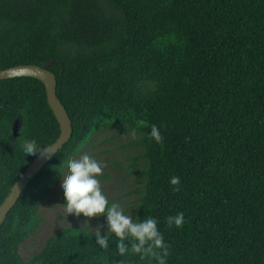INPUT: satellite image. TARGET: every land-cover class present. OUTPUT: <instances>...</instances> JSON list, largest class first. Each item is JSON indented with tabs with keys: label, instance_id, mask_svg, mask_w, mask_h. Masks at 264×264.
I'll list each match as a JSON object with an SVG mask.
<instances>
[{
	"label": "trees",
	"instance_id": "16d2710c",
	"mask_svg": "<svg viewBox=\"0 0 264 264\" xmlns=\"http://www.w3.org/2000/svg\"><path fill=\"white\" fill-rule=\"evenodd\" d=\"M52 60L72 136L6 216L0 264H149L121 257L114 235L105 250L76 227L19 253L65 161L139 120L149 127L132 143L143 160L136 214L157 219L167 264H264V0H0V70ZM153 124L162 143L147 137ZM59 135L41 82L0 81V205L39 155L23 140ZM180 212L183 226L169 228Z\"/></svg>",
	"mask_w": 264,
	"mask_h": 264
},
{
	"label": "clouds",
	"instance_id": "9594fccd",
	"mask_svg": "<svg viewBox=\"0 0 264 264\" xmlns=\"http://www.w3.org/2000/svg\"><path fill=\"white\" fill-rule=\"evenodd\" d=\"M142 127H149L146 121L139 120L136 127L131 130L133 138L137 130ZM150 141L162 143L163 137L156 125H150V132L147 133ZM55 144L41 146L36 140L24 139L22 148L25 155H43L51 158ZM107 167L106 162L98 161L87 153L79 158H69L64 163V174L61 178V193L64 198L63 207L65 215L86 218L83 224L90 225L92 218L103 217L105 224L95 228V243L102 249L109 248V238L114 235L116 238V249L123 257L125 254H136L140 260L155 261V264H167L169 255L168 245L164 236L158 228V221L154 217L140 219L136 215L126 214L119 202L109 201L103 193L101 182L97 178L103 175V169ZM181 183L178 176L170 178V184L178 186ZM178 191L179 188L177 187ZM184 213L166 217L169 228L175 226L181 228L184 224ZM106 225V231H105ZM103 232V234H102Z\"/></svg>",
	"mask_w": 264,
	"mask_h": 264
},
{
	"label": "rangeland",
	"instance_id": "374dc122",
	"mask_svg": "<svg viewBox=\"0 0 264 264\" xmlns=\"http://www.w3.org/2000/svg\"><path fill=\"white\" fill-rule=\"evenodd\" d=\"M131 134L110 131L98 135L79 152L76 158L87 153L98 161L106 162L103 175L97 177L103 193L109 201L119 202L126 214L137 215L136 203L143 191L144 178L142 148ZM61 182L57 189L40 209L42 222L34 236L29 237L20 247L19 253L24 260L37 254L47 239L63 229L76 227L95 233V228L105 224L104 218H92L90 225L83 224L84 217L66 216ZM106 231V225H105ZM103 234V232H102Z\"/></svg>",
	"mask_w": 264,
	"mask_h": 264
},
{
	"label": "water",
	"instance_id": "95a60500",
	"mask_svg": "<svg viewBox=\"0 0 264 264\" xmlns=\"http://www.w3.org/2000/svg\"><path fill=\"white\" fill-rule=\"evenodd\" d=\"M55 64L56 61L52 60L44 63L42 66L19 65L5 70H0V81L15 78H32L38 80L43 84L46 92L48 106L50 107L60 129L59 138L53 143L55 144L54 150L57 151L52 154L51 158L54 157L59 151H61L64 145H66L70 141L73 132L71 120L56 95V77L51 71H49V69L53 68ZM18 124V121H15L13 124L12 130L14 137L17 135ZM50 159L46 158L43 155L36 156L35 159L21 174L19 179L15 182L10 193L0 205V227L4 223L6 216L8 215L10 210L14 207V205L20 198L21 194L27 188L28 184L35 179V177L47 165Z\"/></svg>",
	"mask_w": 264,
	"mask_h": 264
}]
</instances>
